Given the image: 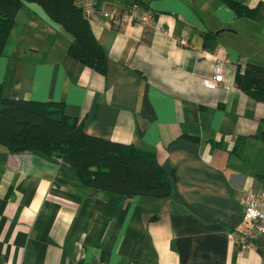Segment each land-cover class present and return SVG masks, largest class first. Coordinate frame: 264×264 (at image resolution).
Wrapping results in <instances>:
<instances>
[{
    "label": "crops",
    "instance_id": "1",
    "mask_svg": "<svg viewBox=\"0 0 264 264\" xmlns=\"http://www.w3.org/2000/svg\"><path fill=\"white\" fill-rule=\"evenodd\" d=\"M96 1L138 4L153 19H89L108 59L102 75L70 57L67 33L28 3L0 55L3 94L61 103L86 133L153 153L173 193L94 191L64 161L0 144V264H264V235L250 251L228 237L243 223V191L264 189V102L235 84L238 68L264 66V0H243L262 1L255 17L217 0ZM215 57L227 60L228 90L203 81Z\"/></svg>",
    "mask_w": 264,
    "mask_h": 264
},
{
    "label": "trees",
    "instance_id": "2",
    "mask_svg": "<svg viewBox=\"0 0 264 264\" xmlns=\"http://www.w3.org/2000/svg\"><path fill=\"white\" fill-rule=\"evenodd\" d=\"M238 17H255L262 1L250 6L243 0H217ZM32 3L45 17L68 35V55L84 66L105 75L107 56L95 38L78 0H0V55L4 53L17 11ZM217 35H203L206 48L216 46ZM235 84L256 101L264 102V66L248 63L235 72ZM0 144L8 153L34 151L64 161L76 181L98 192L127 196L169 198L173 177L151 152H141L86 133L58 102L5 97L0 83Z\"/></svg>",
    "mask_w": 264,
    "mask_h": 264
},
{
    "label": "built area",
    "instance_id": "3",
    "mask_svg": "<svg viewBox=\"0 0 264 264\" xmlns=\"http://www.w3.org/2000/svg\"><path fill=\"white\" fill-rule=\"evenodd\" d=\"M82 14L88 20L95 14H101L104 19L119 22L122 20H131L142 25L149 24L153 15L150 11H139L138 4L125 9H118L116 6L103 5L97 6L96 0H78ZM179 45H187V39H177ZM226 59L215 57L213 64V73L203 79L206 86L210 88L221 87L228 90L230 85L225 82L223 69ZM241 208L243 213V223L232 229L228 237L240 246L242 250H254L255 240L259 235H264V189L253 191L244 190L241 197Z\"/></svg>",
    "mask_w": 264,
    "mask_h": 264
},
{
    "label": "rangeland",
    "instance_id": "4",
    "mask_svg": "<svg viewBox=\"0 0 264 264\" xmlns=\"http://www.w3.org/2000/svg\"><path fill=\"white\" fill-rule=\"evenodd\" d=\"M247 2H249V3H252V2H254V1H252V0H246Z\"/></svg>",
    "mask_w": 264,
    "mask_h": 264
}]
</instances>
